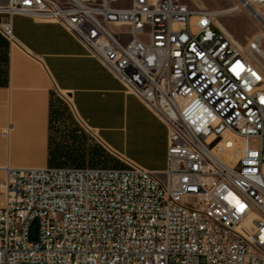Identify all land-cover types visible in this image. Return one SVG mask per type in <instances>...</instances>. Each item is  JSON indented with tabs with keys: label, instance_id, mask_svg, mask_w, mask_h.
I'll return each mask as SVG.
<instances>
[{
	"label": "built area",
	"instance_id": "2783aa9c",
	"mask_svg": "<svg viewBox=\"0 0 264 264\" xmlns=\"http://www.w3.org/2000/svg\"><path fill=\"white\" fill-rule=\"evenodd\" d=\"M15 16L73 35L166 124L168 156L160 174L126 160L6 167L0 264H264V73L209 12L178 0H0L10 48H21ZM162 24L168 51L154 38Z\"/></svg>",
	"mask_w": 264,
	"mask_h": 264
},
{
	"label": "crops",
	"instance_id": "0c3cea01",
	"mask_svg": "<svg viewBox=\"0 0 264 264\" xmlns=\"http://www.w3.org/2000/svg\"><path fill=\"white\" fill-rule=\"evenodd\" d=\"M13 34L21 48L8 44V76L7 42L0 34V184L8 166L58 167L51 150L55 94L68 96L79 122L112 157L157 174L167 169L166 124L73 35L26 16L13 18Z\"/></svg>",
	"mask_w": 264,
	"mask_h": 264
},
{
	"label": "rangeland",
	"instance_id": "374dc122",
	"mask_svg": "<svg viewBox=\"0 0 264 264\" xmlns=\"http://www.w3.org/2000/svg\"><path fill=\"white\" fill-rule=\"evenodd\" d=\"M178 1L188 5L194 12H198L200 9L207 12H224L237 5L235 0ZM253 8L258 9L264 15V6L257 4ZM213 21L215 26H217V22H220L233 36L234 43L244 52L255 37L264 32L262 25L248 10L213 17ZM144 42L147 43V41ZM260 47L264 51V40L260 42ZM257 60L264 68V59L260 57ZM255 63L257 64V62ZM51 150L55 158V166L58 167H123L119 160L107 152L97 136L79 122L66 94H55L53 98ZM31 238H36L35 229L31 230Z\"/></svg>",
	"mask_w": 264,
	"mask_h": 264
},
{
	"label": "bare ground",
	"instance_id": "6f19581e",
	"mask_svg": "<svg viewBox=\"0 0 264 264\" xmlns=\"http://www.w3.org/2000/svg\"><path fill=\"white\" fill-rule=\"evenodd\" d=\"M246 1L248 4L247 5L248 11L252 13V15L258 20V22L264 28V15L260 13L258 9L253 8L257 4L264 6V0H246ZM201 10H204V9H201ZM237 11L239 10H238L237 5H235L234 7H231L227 11H224V12H217V11L209 12V15L213 19V17H219L224 14L235 13ZM111 16H118V9H111ZM216 27L220 29L230 41L232 42L235 41L233 39V36L227 31V29L220 22H217ZM171 37H172V28L170 24L158 25L156 30H154V38L156 39L157 46H159V50L161 51H168V46L171 43ZM262 40H264V34L257 35L255 39L246 48L245 52L250 55L251 60H254L255 62H257L258 66L260 67L261 70H263V73H264V68L261 66L259 60H257L260 57L264 59V51L260 49V42ZM138 48H147V43H145L144 41H138ZM254 56L256 57V59ZM262 80L264 82V76ZM199 120H200V113L188 112V121H199ZM238 158H239V155L233 153L229 156L228 160L236 162Z\"/></svg>",
	"mask_w": 264,
	"mask_h": 264
},
{
	"label": "trees",
	"instance_id": "16d2710c",
	"mask_svg": "<svg viewBox=\"0 0 264 264\" xmlns=\"http://www.w3.org/2000/svg\"><path fill=\"white\" fill-rule=\"evenodd\" d=\"M7 42V41H6ZM8 50H9V47H8V42L6 43V53H5V58H6V75L8 76ZM0 61H1V57H0ZM6 76V77H7ZM54 159V158H53Z\"/></svg>",
	"mask_w": 264,
	"mask_h": 264
}]
</instances>
